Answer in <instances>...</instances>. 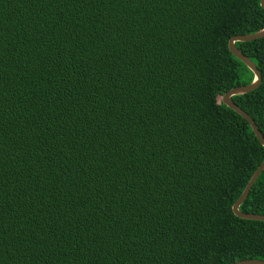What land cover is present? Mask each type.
<instances>
[{"label": "trees", "instance_id": "16d2710c", "mask_svg": "<svg viewBox=\"0 0 264 264\" xmlns=\"http://www.w3.org/2000/svg\"><path fill=\"white\" fill-rule=\"evenodd\" d=\"M263 27L260 0H0V264L264 260L232 211L264 147L221 100ZM235 45L264 136V36Z\"/></svg>", "mask_w": 264, "mask_h": 264}, {"label": "water", "instance_id": "95a60500", "mask_svg": "<svg viewBox=\"0 0 264 264\" xmlns=\"http://www.w3.org/2000/svg\"><path fill=\"white\" fill-rule=\"evenodd\" d=\"M261 7L264 8V0H260ZM264 36V27L248 34H237L233 35L228 40V48L229 51L237 57L239 60H241L253 73V79L249 84L244 85H238L230 88L227 90L221 97L222 102L238 113L240 116H242L250 125L252 131L254 132L256 138L258 141L262 144L264 147V136L260 129L258 128L257 124L253 120V118L245 111L243 110L236 102L232 100V96L234 95H241L248 93L250 91H253L256 89L262 81V75L258 67L255 65V63L246 55L244 54L236 45L235 42L241 41H251L253 39L261 38ZM264 169V159L261 161V163L257 166V168L254 170L253 174L251 175L250 179L248 180L247 184L245 185L244 189L242 190L241 194L237 198V200L232 205V211L234 215L237 217L248 219V220H260L264 221V214H258V213H252V212H244L240 210V205L243 203V201L246 199L247 195L249 194V191ZM228 264H264L263 259L259 258H249V259H243L236 262H231Z\"/></svg>", "mask_w": 264, "mask_h": 264}]
</instances>
